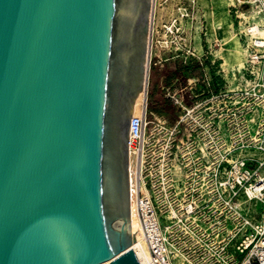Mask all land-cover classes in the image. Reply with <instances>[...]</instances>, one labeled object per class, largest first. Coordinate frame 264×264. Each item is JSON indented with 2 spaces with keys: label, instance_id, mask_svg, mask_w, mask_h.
Instances as JSON below:
<instances>
[{
  "label": "water",
  "instance_id": "1",
  "mask_svg": "<svg viewBox=\"0 0 264 264\" xmlns=\"http://www.w3.org/2000/svg\"><path fill=\"white\" fill-rule=\"evenodd\" d=\"M153 0H0V264H141L130 127Z\"/></svg>",
  "mask_w": 264,
  "mask_h": 264
},
{
  "label": "built area",
  "instance_id": "2",
  "mask_svg": "<svg viewBox=\"0 0 264 264\" xmlns=\"http://www.w3.org/2000/svg\"><path fill=\"white\" fill-rule=\"evenodd\" d=\"M154 23L155 11L151 33ZM252 61L262 75H239L236 89L227 79L225 90L218 89V80L206 75L198 91L169 90L172 109L164 114L150 108L146 93L141 114L132 117L131 199L148 264H264V167L245 166L248 140L234 154L229 115L235 93L264 97V55ZM255 143L264 165V139ZM235 157L243 167H234Z\"/></svg>",
  "mask_w": 264,
  "mask_h": 264
},
{
  "label": "rangeland",
  "instance_id": "3",
  "mask_svg": "<svg viewBox=\"0 0 264 264\" xmlns=\"http://www.w3.org/2000/svg\"><path fill=\"white\" fill-rule=\"evenodd\" d=\"M153 4L155 23L149 37V85L147 81L145 91L144 81L141 92L148 94L149 106L154 111L163 113L169 108L168 81L176 84L178 92L198 91L196 88L205 86L206 75H211L218 80V89L224 91L226 79L236 89L239 75H262V66L253 62L252 57L264 55V46L258 45L264 41V0H228L223 5L218 0H154ZM211 25L213 34L209 33ZM235 39L243 46L240 55L231 46ZM232 75L236 76L232 79ZM232 101L229 115L234 154L240 153L242 141L248 140L250 148L244 155L250 159L245 166L263 168L260 165L263 155L255 142L264 139V97L235 93ZM217 103L223 105L224 99L220 97ZM219 115L224 119L226 111H220ZM234 167H243L236 157Z\"/></svg>",
  "mask_w": 264,
  "mask_h": 264
},
{
  "label": "bare ground",
  "instance_id": "4",
  "mask_svg": "<svg viewBox=\"0 0 264 264\" xmlns=\"http://www.w3.org/2000/svg\"><path fill=\"white\" fill-rule=\"evenodd\" d=\"M218 1H219L220 5L226 4L228 2V0H218ZM153 3H154V0H153ZM153 8H154V4L152 7L151 22H153V19H154ZM151 30H152V28H151ZM213 32H214V26L211 25L210 29H209V33L213 34ZM150 34H151V31H150ZM231 46H232V49H234L236 51V55H240V53L243 51V46L241 45V43L238 39H235L234 42H232ZM149 64H150V54H149V47H148L146 72H145V77H144L145 86H147V81H148V74H149L148 71H149V67H150ZM146 89H147V87H145V91H146ZM144 94H146V92H141L139 97H138V103L140 105V111H142L143 103L145 101ZM131 202H132V199H131ZM131 223L134 226H139L141 233H142V236H143L142 238H140L139 240L134 242L133 248L135 249V251L139 257L141 264H148L149 255H150L149 247H148L146 239L143 235V231L141 229V222H140L135 204L133 202H132Z\"/></svg>",
  "mask_w": 264,
  "mask_h": 264
},
{
  "label": "flooded vegetation",
  "instance_id": "5",
  "mask_svg": "<svg viewBox=\"0 0 264 264\" xmlns=\"http://www.w3.org/2000/svg\"><path fill=\"white\" fill-rule=\"evenodd\" d=\"M182 83H184V82H182ZM182 83H180V84H182ZM168 84H169V86H170V89L176 88V87H175L176 84H170V81H168ZM178 85H179V84H178ZM166 99H167V97H166ZM167 101H168V99H167ZM168 107H169V108H166V111H165V112H163V113L160 112V114H164V113L170 111V107H171V104H170V103H169ZM158 113H159V112H158Z\"/></svg>",
  "mask_w": 264,
  "mask_h": 264
}]
</instances>
